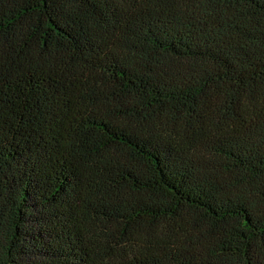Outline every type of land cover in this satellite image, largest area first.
<instances>
[{
    "label": "trees",
    "instance_id": "16d2710c",
    "mask_svg": "<svg viewBox=\"0 0 264 264\" xmlns=\"http://www.w3.org/2000/svg\"><path fill=\"white\" fill-rule=\"evenodd\" d=\"M0 264H264V0H0Z\"/></svg>",
    "mask_w": 264,
    "mask_h": 264
}]
</instances>
